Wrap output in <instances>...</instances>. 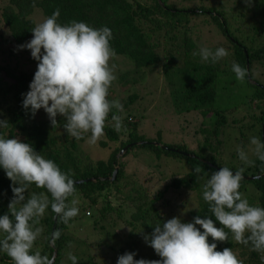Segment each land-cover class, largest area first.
<instances>
[{"label":"trees","instance_id":"1","mask_svg":"<svg viewBox=\"0 0 264 264\" xmlns=\"http://www.w3.org/2000/svg\"><path fill=\"white\" fill-rule=\"evenodd\" d=\"M192 1L194 0H35L34 7L33 0H0V18L8 33L5 36L0 29V120L7 119L9 123L7 128H0V135L7 138L18 136L22 142L31 143L34 150L45 158L52 159L62 171L71 170L74 181L95 178L75 184L76 193L73 198L77 197L80 201L79 214L67 225L58 223L57 220L54 222L55 214L51 208L46 211L39 225L44 231L33 251L40 250L42 254L50 255L55 252L56 264H71L67 259L68 252L77 256L78 264H107L90 251L89 247L92 246L80 247V241L69 235L68 229L72 224L78 229V224H87L111 238L113 235L107 229L114 228L120 221L129 230L125 241L126 250L136 253L143 242L145 254L141 258L159 260L160 257L143 240V234H150L156 224L166 222L174 216H179L182 222H191L196 216H208L216 227H221L211 215L202 196L203 185L208 176L218 171L214 166H226L234 172L244 166L240 191L251 205L264 207V174L260 173V168L264 165L252 155L250 158L255 161V167L242 165L240 161L234 162L238 156L237 148L231 149L230 143L233 139L235 147V142H239V146L250 150V138L261 137L264 117V0H253L252 7H247L243 0H223L226 2L216 6L209 5L210 3L191 5ZM36 8L42 11L45 18L59 9L57 22L61 24L76 20L94 28L107 26L111 29L113 39L110 43L116 56L124 57L131 64L132 73L138 74V77L131 76L130 85H134L152 69L161 67L163 79L169 89L165 101L175 106V109L178 102L183 103L184 106H179V110L186 113L202 114V123L197 128L201 137L196 148L190 149L183 142H162L160 131L154 139H147L139 131L143 118L131 106L141 97L136 93L129 92L126 97L119 99L124 108L122 115L126 131L114 130L110 113L105 135L95 145L87 143L90 134L81 140L67 134L63 128V117H57L59 124L54 128L49 120L34 119L22 107V94L29 90L34 71L21 68L22 53H16V47L32 38L31 29L35 22L31 15ZM248 13L251 14L247 16ZM202 15L209 17L207 21L201 22L204 27L224 36L230 46L229 55L215 64L202 62L198 55H193L199 48L205 47L196 33L200 22L194 20ZM247 19L250 20L248 26L238 24L241 20L246 23ZM181 26L185 28L182 29ZM8 44L11 45L4 47ZM25 51L26 49L23 50ZM233 62L245 68L248 66L249 74L245 81L236 79L231 70ZM126 78L127 72L119 76L121 81H126ZM235 83H241L249 89L245 99L242 102L227 100L228 105L221 106L218 100L224 94L228 96L232 93V89H236ZM129 87H125V90ZM237 93L235 98L240 94ZM110 94L111 91L108 99L115 100V96ZM253 102H256L259 114L253 113L249 122L237 125L236 119L228 120V108H236L242 103L250 105ZM232 123L237 126H227ZM225 128L228 135L222 139ZM124 148L122 156L119 155ZM137 150L148 151L155 158L166 161L164 165L167 167L165 171L169 172V181L154 197L131 174L126 173V165L129 164L123 158ZM196 166L203 169L199 175L193 171ZM115 167H118L115 178L106 179L112 177ZM247 176L254 178L247 179ZM126 177L131 180L128 181ZM10 184L11 181L0 168V216L8 212V203L13 196ZM182 188L192 190V198L187 196L174 209L163 212L162 208L165 209L170 201L164 195L169 190L179 192ZM33 191L44 189H37L32 185L29 193ZM113 199L118 202L117 206L112 205ZM158 202H163L161 208L156 205ZM88 208L92 214L89 211L85 213ZM197 227L199 228L198 225ZM57 228L62 234L55 247H50L45 237H50ZM208 240L209 243L214 242L211 237ZM69 243L73 247H69ZM216 243L217 251L231 247L244 260V264H264L260 253L236 243L231 235L229 241ZM134 258H139V255L136 253ZM0 264H12L6 253L0 252Z\"/></svg>","mask_w":264,"mask_h":264},{"label":"clouds","instance_id":"2","mask_svg":"<svg viewBox=\"0 0 264 264\" xmlns=\"http://www.w3.org/2000/svg\"><path fill=\"white\" fill-rule=\"evenodd\" d=\"M243 2L247 7L253 6V0ZM59 14L56 9L36 24L31 29L32 38L17 46L30 50L32 59L38 62L29 90L22 94V107L32 117L43 109L52 128L59 124L57 117H63L67 134L76 140L90 134L87 143L95 145L105 135L110 113L114 130L126 131L122 103L108 99L109 89L117 80L116 65L110 63L116 55L110 43L113 34L107 26L94 28L83 21L58 23ZM193 55H198L202 62L215 64L227 57L229 51L222 46L215 50L201 47ZM231 70L241 82L249 74L247 68L236 62ZM8 126L7 119L0 120V128ZM250 145L251 155L264 165V140L253 136ZM236 151L242 165L255 167L249 151L242 146ZM0 168L11 181L13 193L8 212L0 216L3 234L0 252L6 253L12 264H56L54 254L33 249L43 234L39 225L49 208L55 214L54 219L65 225L79 214L78 201L73 198L76 187L71 170L62 171L52 159L45 158L18 136L3 135H0ZM193 171L199 175L203 169L196 166ZM244 172V166L235 172L220 167L203 185V200L221 227H216L208 216H196L191 222H182L179 216H174L153 226L150 234H143V240L159 260L134 259L135 252H125L118 256L116 264H244L231 247L216 250V242L229 241L230 235L236 243L260 253L264 262V207L251 205L240 191ZM260 173L264 174V167ZM32 185L44 191L29 193ZM61 234L57 228L50 237H45L50 247H55ZM209 237L214 242L209 243ZM69 247L73 245L69 243ZM67 259L78 264L72 252L67 253Z\"/></svg>","mask_w":264,"mask_h":264},{"label":"rangeland","instance_id":"3","mask_svg":"<svg viewBox=\"0 0 264 264\" xmlns=\"http://www.w3.org/2000/svg\"><path fill=\"white\" fill-rule=\"evenodd\" d=\"M225 2L226 1L223 0H194L191 2V5L210 3L209 5L216 6L219 3L221 4ZM0 5H2L1 2ZM250 14L251 13H248L247 16H249ZM31 17L34 19L35 25L45 19L42 11L39 8L34 9ZM208 19L209 17L203 15L194 19L196 22H200L199 26L196 28L198 38L203 41L205 47L217 48L222 46L229 51L230 46L228 42H226L224 36L215 34L214 32L205 28L203 23H201L203 22V20L207 21ZM245 21L247 22L244 23V21L241 20V23L238 24H240V26H244V24L248 26L250 20L247 19ZM181 28L184 29L185 26H181ZM0 29L3 31L4 35L7 36L8 33L5 30V26L1 18ZM193 32H195V30ZM194 36H196L195 33ZM10 45L11 44H8L4 47ZM23 50L24 49H17L16 47V53H22L20 59L21 68L25 71H34L35 73L38 62L32 59L30 50L26 49L25 52H23ZM110 63L116 65L117 75V80L113 82L112 86L109 89V91H111L110 95L112 97L115 96V100H119L121 97H126L129 92L136 93L137 95L141 96L138 100L131 104V106L134 107L135 112L143 118L142 124H140L139 126V131L143 133L147 139H154L157 136L158 131H160V133L162 134V142H183L187 145L188 148L195 149L197 146V141L201 137L197 128L202 123V114H190L184 112V110H179V106L180 108L184 106L183 103L180 102H178L176 110L175 106L169 105L170 103L165 101V99H167V95L169 94V89L167 88V83L163 79V72L161 67L152 69L143 77L139 78L134 85H132V83L130 85L129 79L131 78V76L135 75L132 73L131 64L124 57H117L116 55L110 61ZM129 70L131 71V73ZM124 72H127L128 78L125 79L126 81H121L119 80V76H121V74ZM135 76L138 77V74ZM234 85L236 89H232V93H229L228 96L224 94L220 98V100H218V103L221 106H227V100L242 102V100L245 99V96L247 95L249 89L241 83H235ZM128 86H130L129 89L125 90V87ZM237 92H239L240 94L237 98H235V95L238 94ZM226 113L229 117V121L230 119L234 118L238 121L237 125H241L242 122L244 124L249 122L250 116L253 113H255L256 115L259 114V108L256 107V102H253L250 105L242 103L236 108H228L226 110ZM33 118L36 120H49L47 114L43 109L38 110ZM237 125H233L232 123L228 124L227 126ZM226 135H228L227 129L225 130V133L221 136V138L225 139ZM232 140L233 139H231L230 141L231 149L234 150L239 146V142H235V147ZM219 149L222 148L220 147ZM245 150L249 151V155H251V151L249 149L245 148ZM120 154L121 152H119V155ZM123 159L129 164L126 165V173L128 175L131 174L133 178H135L134 180L138 182V184L143 185L144 188H146V190L149 192L151 197H154L157 192L163 190L165 184L167 183V181H169V172L165 171L167 167L164 165L166 161L163 160V158L159 160L155 158L153 154L150 155V152L148 151L137 150L135 152H131ZM238 161L240 160L237 156L234 159V162L237 163ZM162 171H164L163 174L161 173ZM126 178L128 179V181L131 180V178L129 177ZM181 191L175 192L169 190L164 195L165 198H169L170 201L165 209L162 208L163 212L174 209V206L179 205L183 201H185L187 196H190L192 198V190L188 188H182ZM75 199L77 200V197H75ZM77 201L80 202L79 200ZM112 205L117 206L118 202L113 199ZM156 205L161 208L163 202H158ZM87 211L91 212L92 214L91 209H86V214ZM78 226L79 229L77 226L72 224L68 229V234L80 241V247H85L88 245L92 246L89 247L90 251H92L94 255H96V257L105 260L107 264H116L118 256L123 255L125 252H128L125 247V241H127L128 239L127 232L129 230L124 223L119 221L118 224L114 226V228L107 229L113 235V237L111 238L105 236V234H102V232H99L97 229H93L90 225L78 224ZM142 243L143 242L140 243V248L136 250L137 255H139V258L137 259H141V256L145 254V251L142 249ZM120 246H122L121 250Z\"/></svg>","mask_w":264,"mask_h":264},{"label":"water","instance_id":"4","mask_svg":"<svg viewBox=\"0 0 264 264\" xmlns=\"http://www.w3.org/2000/svg\"><path fill=\"white\" fill-rule=\"evenodd\" d=\"M247 69H248V66L246 67ZM264 99V98H263ZM263 104H264V100H263ZM261 138H262V140H264V117H263V123H262V127H261ZM153 144H158L157 142H153ZM124 150H125V148L122 150V151H120L121 152V154H123V152H124ZM120 154V155H121ZM201 160H203V159H201ZM207 164H209V165H212L210 162H208V161H205ZM217 170H219V167H217V166H214ZM117 170H118V167H115V169L113 170V173H112V177L111 178H106V179H110V180H113L114 178H115V176H116V174H117ZM234 172V171H233ZM247 179H252V178H254V176H247L246 177ZM90 180H95V178H87V179H84V180H76L75 181V184H77V183H81V182H84V181H90ZM54 217H55V215H54ZM54 222H56V219H54ZM53 254L55 255V252H53Z\"/></svg>","mask_w":264,"mask_h":264}]
</instances>
